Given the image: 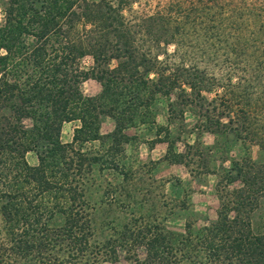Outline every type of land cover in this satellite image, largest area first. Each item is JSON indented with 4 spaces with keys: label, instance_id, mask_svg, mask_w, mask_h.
Masks as SVG:
<instances>
[{
    "label": "trees",
    "instance_id": "16d2710c",
    "mask_svg": "<svg viewBox=\"0 0 264 264\" xmlns=\"http://www.w3.org/2000/svg\"><path fill=\"white\" fill-rule=\"evenodd\" d=\"M4 15L0 264H264L252 222L264 212V0H7ZM89 79L96 97L82 90ZM160 98L170 122L197 115L201 132L257 145L263 159L223 169L216 218L203 227L177 234L141 218L99 242L82 178L99 159L75 145L99 141L105 117L119 146L139 108Z\"/></svg>",
    "mask_w": 264,
    "mask_h": 264
},
{
    "label": "rangeland",
    "instance_id": "374dc122",
    "mask_svg": "<svg viewBox=\"0 0 264 264\" xmlns=\"http://www.w3.org/2000/svg\"><path fill=\"white\" fill-rule=\"evenodd\" d=\"M6 1L0 0V26L4 22ZM169 51L173 52V47ZM116 64L113 62L112 66ZM81 65L90 69L93 59L88 57ZM82 90L85 95L96 97L102 87L89 79L82 84ZM150 110L149 113L139 108L138 117L132 126L128 125L125 139L117 147H112L109 138L115 123L105 117L102 118L103 137L99 141L75 145L86 158L99 159L90 168L87 162L82 177L99 242L141 218L159 222L177 234L185 232L188 223L194 229L203 227L208 220L216 218L219 207L216 184L225 176L223 169L244 157L263 159L257 145L245 144L230 134L201 132L198 128L203 121L197 115L188 114L186 123L170 122L163 98L152 104ZM26 126L30 128L31 122L26 121ZM78 126L79 122L64 125L61 135L64 144L73 143ZM174 154L183 157L176 159ZM27 160L31 165L38 164L34 152L28 153ZM252 222L255 232H263L264 212L256 213ZM103 264L132 263L121 258Z\"/></svg>",
    "mask_w": 264,
    "mask_h": 264
}]
</instances>
